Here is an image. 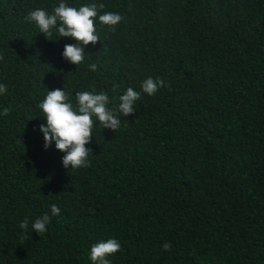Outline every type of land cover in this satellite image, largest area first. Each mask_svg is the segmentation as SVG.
<instances>
[{"label": "trees", "instance_id": "16d2710c", "mask_svg": "<svg viewBox=\"0 0 264 264\" xmlns=\"http://www.w3.org/2000/svg\"><path fill=\"white\" fill-rule=\"evenodd\" d=\"M60 2L0 0V264H91L107 239L122 246L111 264H264V0H64L123 17L95 20L79 66L62 56L74 38L25 19ZM148 77L165 81L153 96ZM93 87L121 127L93 117L90 165L65 168L38 105L60 88L75 107ZM128 87L141 97L123 116Z\"/></svg>", "mask_w": 264, "mask_h": 264}, {"label": "clouds", "instance_id": "9594fccd", "mask_svg": "<svg viewBox=\"0 0 264 264\" xmlns=\"http://www.w3.org/2000/svg\"><path fill=\"white\" fill-rule=\"evenodd\" d=\"M104 7L105 5L102 3H91L76 8L61 0L59 5L53 8L52 14L37 8L30 11L25 19L34 22L38 26L39 32L44 33L47 38L52 35L53 29L57 31L59 37L74 38L76 43L65 44L62 56L70 63L79 66L85 62L86 57L81 44L95 45L100 40L96 34L95 20L98 18L101 24L111 26V29L115 31V26L123 19L116 12H105L98 15V11ZM89 68L95 71L97 65L90 64ZM164 86L163 79L148 77L142 82L141 89L149 96H153ZM6 92V85L0 83V94ZM75 96L76 105L74 107L69 100V94L64 89L48 90L46 97L38 105L46 118V124L40 125L44 148L50 147L54 141L56 149L65 153L62 157L63 166L72 170L86 168L90 165L88 157L92 154V149L86 145L91 143L93 137V117L99 121L103 128L114 132L121 127V120L116 111L107 107L109 97L106 93H97L93 87L90 91L76 92ZM140 97V91L128 87L126 92L119 97V112L123 116L133 114L136 110L134 107L136 101ZM9 112L10 108H4L2 114L8 115ZM51 214L53 216L60 214V208L56 204L51 206ZM49 222L50 216L45 213L35 219L31 228L41 234L47 231ZM19 227L27 231L28 218L22 220ZM121 247L117 239L101 240L92 244L89 253L91 264H111L108 257L120 251ZM171 247L170 242H165L162 245L164 251H170Z\"/></svg>", "mask_w": 264, "mask_h": 264}]
</instances>
